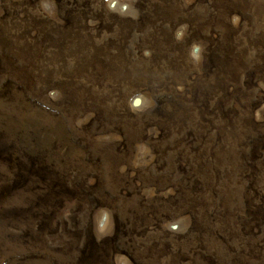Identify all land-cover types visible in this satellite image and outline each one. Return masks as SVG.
<instances>
[{
	"label": "rangeland",
	"instance_id": "obj_1",
	"mask_svg": "<svg viewBox=\"0 0 264 264\" xmlns=\"http://www.w3.org/2000/svg\"><path fill=\"white\" fill-rule=\"evenodd\" d=\"M0 264H264V0H0Z\"/></svg>",
	"mask_w": 264,
	"mask_h": 264
}]
</instances>
